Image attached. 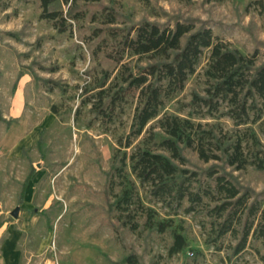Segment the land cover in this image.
Listing matches in <instances>:
<instances>
[{"label": "rangeland", "instance_id": "obj_1", "mask_svg": "<svg viewBox=\"0 0 264 264\" xmlns=\"http://www.w3.org/2000/svg\"><path fill=\"white\" fill-rule=\"evenodd\" d=\"M86 10L67 33L59 34L51 23L40 19L34 4L0 0V101L4 118L15 121L10 127L0 122V227L18 234L22 264H123L131 253L137 254L142 264H264L251 249L228 261L225 251L219 253L206 246L200 217L186 214V205L176 212L164 208L146 187L139 189L142 204L152 208L155 222L165 223L168 230L144 229L140 221V229L133 233L116 223L118 214L109 209L104 197L107 175L118 165V158L124 152L130 154L139 143L123 148L137 97L129 94L123 109L118 108L108 122L91 109L98 91L85 93L86 88L96 87L103 70L102 56H92L87 40L103 27L109 12L118 13L116 27L126 31L143 21L207 24L216 37L255 58L261 66L264 0L212 4L204 0H100ZM96 49L95 44L93 51ZM208 57L206 51L184 93L168 105V113L188 114L191 109L186 106L193 93L204 94L203 69ZM133 64L144 66L147 60L135 58ZM19 71L26 75L13 93ZM33 74L55 80L64 89L50 91L44 81L35 87ZM157 121L149 126H157ZM199 121L218 123L236 134L227 119L207 117ZM255 129L264 147V126ZM186 157V168L191 172L213 165H205L195 154L187 153ZM33 169L35 175L21 202L23 185ZM228 171L243 191L264 201V171L251 166L241 172ZM110 202H114L112 196ZM174 232L185 236L188 245L171 256Z\"/></svg>", "mask_w": 264, "mask_h": 264}, {"label": "trees", "instance_id": "obj_2", "mask_svg": "<svg viewBox=\"0 0 264 264\" xmlns=\"http://www.w3.org/2000/svg\"><path fill=\"white\" fill-rule=\"evenodd\" d=\"M34 4L40 19L53 25L59 34L68 32L72 23L86 14V9L100 0H17ZM192 2L195 0H187ZM207 4L226 0H204ZM108 8H104L106 11ZM118 13L106 14V21L87 40L92 56H102L103 70L96 87L86 88V95L98 91L93 112L110 122L126 97L134 94V112L124 152L118 165L107 175L104 193L110 210L118 214L116 223L135 233L143 222L144 229L165 233L168 226L155 222L156 213L142 204L139 189L146 187L152 199L164 208L201 218L205 244L217 252H226L227 260L240 257L251 249L264 262V201L254 200L250 191H243L228 171L241 172L248 167L264 171V147L255 126H264V65L257 66L248 58L216 37L212 29L193 20L174 24L143 21L129 30L117 28ZM18 39V35L9 33ZM86 39L84 40V42ZM99 41V43H98ZM100 43H105L100 47ZM96 44V50L93 46ZM204 94L193 93L186 107L191 112L181 116L166 111L168 105L182 95L202 65ZM135 58L146 59V65L133 64ZM26 74L19 71L13 83ZM34 86L44 81L50 88L64 89L55 80H44L33 74ZM113 80L111 81V79ZM0 101V122L10 127L15 121L4 118ZM207 117L227 119L236 134L217 124H203ZM157 121V126H149ZM42 148V141L38 144ZM195 154L205 165L202 172L187 169L186 154ZM117 159V158H116ZM115 160V157H114ZM35 169L23 185L20 201L25 198ZM111 196L114 202H110ZM112 227L117 229L116 224ZM185 236L173 233L169 254L175 256L187 247ZM123 264H142L131 253Z\"/></svg>", "mask_w": 264, "mask_h": 264}, {"label": "crops", "instance_id": "obj_3", "mask_svg": "<svg viewBox=\"0 0 264 264\" xmlns=\"http://www.w3.org/2000/svg\"><path fill=\"white\" fill-rule=\"evenodd\" d=\"M0 264H22L18 234L7 227H0Z\"/></svg>", "mask_w": 264, "mask_h": 264}]
</instances>
